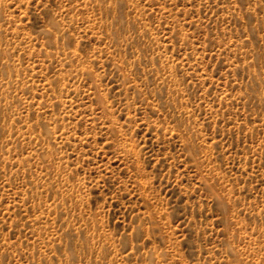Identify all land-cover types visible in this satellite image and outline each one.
<instances>
[{"label":"rangeland","instance_id":"obj_1","mask_svg":"<svg viewBox=\"0 0 264 264\" xmlns=\"http://www.w3.org/2000/svg\"><path fill=\"white\" fill-rule=\"evenodd\" d=\"M0 264H264V0H0Z\"/></svg>","mask_w":264,"mask_h":264}]
</instances>
